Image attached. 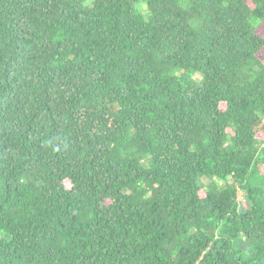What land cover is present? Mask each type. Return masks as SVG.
Here are the masks:
<instances>
[{
    "label": "trees",
    "instance_id": "16d2710c",
    "mask_svg": "<svg viewBox=\"0 0 264 264\" xmlns=\"http://www.w3.org/2000/svg\"><path fill=\"white\" fill-rule=\"evenodd\" d=\"M0 264H264V0H0Z\"/></svg>",
    "mask_w": 264,
    "mask_h": 264
},
{
    "label": "rangeland",
    "instance_id": "374dc122",
    "mask_svg": "<svg viewBox=\"0 0 264 264\" xmlns=\"http://www.w3.org/2000/svg\"><path fill=\"white\" fill-rule=\"evenodd\" d=\"M139 9L140 11H142L143 13H147V9H146V6L144 3H141V5H139ZM199 80V79H197ZM67 185L70 186V182L67 181ZM240 200H241V205H242V209L243 210H247L250 208V203H249V200L242 194L240 193Z\"/></svg>",
    "mask_w": 264,
    "mask_h": 264
}]
</instances>
